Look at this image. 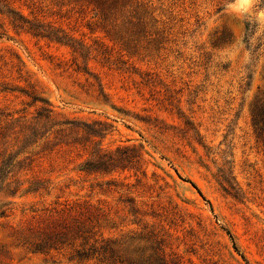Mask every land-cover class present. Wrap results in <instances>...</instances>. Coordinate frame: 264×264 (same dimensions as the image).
<instances>
[{"label": "rangeland", "instance_id": "374dc122", "mask_svg": "<svg viewBox=\"0 0 264 264\" xmlns=\"http://www.w3.org/2000/svg\"><path fill=\"white\" fill-rule=\"evenodd\" d=\"M138 1L0 0V264H102L27 243L75 201L138 254L151 231L182 264H264V3ZM100 146L142 169L82 171Z\"/></svg>", "mask_w": 264, "mask_h": 264}, {"label": "trees", "instance_id": "16d2710c", "mask_svg": "<svg viewBox=\"0 0 264 264\" xmlns=\"http://www.w3.org/2000/svg\"><path fill=\"white\" fill-rule=\"evenodd\" d=\"M97 9L103 11H118V5L126 8L137 2L134 12L139 14L142 4L138 0H88ZM264 3V0H261ZM138 25L144 26V21L138 17ZM248 31V27H246ZM253 122L259 138H264V105L255 106L253 109ZM141 154L135 148L121 147L116 150H107L100 146L91 151L88 160L82 165V171L97 174L111 173L117 170L142 169ZM22 160L19 161L21 163ZM0 173L7 166L2 162ZM145 173V171H144ZM185 181V178H182ZM190 182V181H189ZM196 189L197 186L190 182ZM227 191V188L224 187ZM198 192L202 195L201 191ZM6 212L1 214L4 216ZM106 214L101 206L88 202L75 201L65 203L61 207L49 210V213L41 215L36 224H31L32 236L27 240L33 252H50L63 249H72V258L78 261H97L102 264H182L177 258L172 257L166 250L160 248L163 240L158 239L157 234L150 231L147 240L154 238L153 244L149 245L153 253L138 254L142 248L136 246L134 237L130 241L105 238L99 235L101 222ZM233 240L232 234L227 231ZM156 245V246H155ZM234 248L238 250L233 241ZM147 250V249H146Z\"/></svg>", "mask_w": 264, "mask_h": 264}]
</instances>
